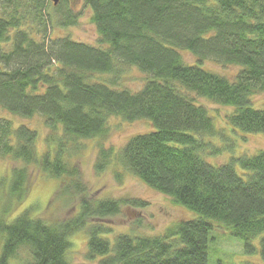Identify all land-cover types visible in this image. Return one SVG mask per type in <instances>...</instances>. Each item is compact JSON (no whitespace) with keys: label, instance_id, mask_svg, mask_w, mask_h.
Segmentation results:
<instances>
[{"label":"trees","instance_id":"1","mask_svg":"<svg viewBox=\"0 0 264 264\" xmlns=\"http://www.w3.org/2000/svg\"><path fill=\"white\" fill-rule=\"evenodd\" d=\"M76 1L84 6L79 12L72 0H0V112L21 120L0 116V159L21 164L11 171L7 200L26 202L36 171L60 181L57 201H79L77 215L61 222L32 206L0 217V264H72L71 237L81 231L88 261L209 264L219 228L242 240L247 255L259 253L261 263L245 264H264V152L207 162L223 152L212 140L226 137L198 103L223 107L235 133L264 134V109L251 107L264 95V0ZM83 9L91 13L96 44L53 37L76 27ZM207 62L240 71L228 78ZM126 68L144 76L138 92L120 88ZM36 118L47 135L31 127ZM118 119L149 123L152 131L106 148L109 124ZM89 142L98 146L97 171L115 160L191 216L163 234L142 232L140 221L117 233L106 221L123 205L147 203L92 199L77 165Z\"/></svg>","mask_w":264,"mask_h":264},{"label":"rangeland","instance_id":"2","mask_svg":"<svg viewBox=\"0 0 264 264\" xmlns=\"http://www.w3.org/2000/svg\"><path fill=\"white\" fill-rule=\"evenodd\" d=\"M72 6L74 11L82 10L84 7L76 0H72ZM82 17L76 27L62 29L60 31L53 32V37L69 35L72 41L84 42L86 44H96L98 35L95 25L91 23V13L88 10L81 11ZM57 32V33H56ZM55 33V34H54ZM186 61L192 63L195 58L191 55H185ZM205 67L220 73L228 78L235 77L240 68L237 66H221L213 62H207ZM144 76L135 68L128 69L123 75V78L118 81L120 88L128 89L130 92H138L144 86ZM205 100V101H204ZM199 100L198 103L205 105L210 111V116L213 118L214 125L217 130L222 131L225 135V139L215 138L212 142L220 148L223 146V152L218 156H210L215 158L213 161L207 162L212 165L228 164L232 158H238L243 155L254 156L264 152V134L245 135L239 132H233L230 125L224 119L226 117V110L223 107L214 105L208 100ZM251 107L253 109H264V95L257 96L253 99ZM233 112L229 111L228 115ZM223 114H225L223 116ZM0 116L8 117L15 121L16 124L21 120L13 118L4 112H0ZM223 116V117H222ZM27 122V121H23ZM33 129H38L47 135V131H44L42 120L40 118L28 121ZM225 124V125H224ZM111 134L102 144L106 148L113 147L120 149L124 146L132 137L152 131L151 125L145 122L137 123H125L121 120H111ZM42 135V137L44 136ZM40 139V138H39ZM41 138L38 143L39 153L42 154L46 150V145ZM234 145V146H231ZM229 146V147H227ZM96 143L89 142L77 158V165L82 173V183L89 190V193L93 200H107L113 199L116 201H131L142 200L147 203L144 209L122 206L120 215L107 220L106 223L115 228L118 232L128 231L129 228L140 221V227L142 232L146 230V233L152 235L163 234L175 223L187 219L191 214L179 206H175L172 200L154 190H151L145 186L140 180L127 173L117 164V161L113 160L103 172L97 171L96 164L98 163V148ZM227 147V148H226ZM226 148V149H225ZM218 157V158H217ZM20 163L13 162L11 160L0 159V217L6 216L11 213L12 210L18 205L17 199L9 198L7 200V192H9L12 170L20 167ZM60 181L52 179L43 173H32L31 186L26 202L18 205L19 210H23L25 207H34L36 212L41 213L43 217H47L49 220L64 221L71 219L77 215L78 199L69 198L65 199V196H60L57 201L56 192L59 189ZM52 206L48 209L50 202ZM46 209H48L46 211ZM46 211V212H45ZM17 216V215H16ZM15 216V217H16ZM14 217V218H15ZM11 221V219L9 220ZM173 228V227H172ZM224 229V230H223ZM218 229V233L222 236L217 242L212 241L210 246V262L209 264H245L261 263L259 253L256 255H247L244 242L238 238L231 237V231L227 229ZM226 230V231H225ZM214 234V233H213ZM214 237L216 238L217 236ZM73 242L72 250L69 251L68 257L72 264H100L101 258L92 262L86 259L87 240L88 235L86 231H81L74 234L71 237ZM259 240L254 243L255 246H259ZM3 238L0 235V255L2 252Z\"/></svg>","mask_w":264,"mask_h":264},{"label":"water","instance_id":"3","mask_svg":"<svg viewBox=\"0 0 264 264\" xmlns=\"http://www.w3.org/2000/svg\"><path fill=\"white\" fill-rule=\"evenodd\" d=\"M51 1H53V3H54L55 5H58V3H59L60 0H51Z\"/></svg>","mask_w":264,"mask_h":264},{"label":"bare ground","instance_id":"4","mask_svg":"<svg viewBox=\"0 0 264 264\" xmlns=\"http://www.w3.org/2000/svg\"><path fill=\"white\" fill-rule=\"evenodd\" d=\"M210 111V110H209ZM247 156V155H246Z\"/></svg>","mask_w":264,"mask_h":264}]
</instances>
